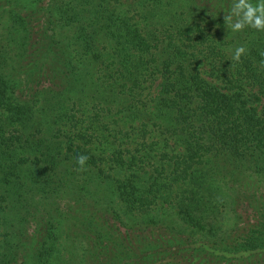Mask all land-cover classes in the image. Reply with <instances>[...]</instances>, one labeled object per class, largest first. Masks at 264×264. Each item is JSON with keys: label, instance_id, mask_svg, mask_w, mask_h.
Returning a JSON list of instances; mask_svg holds the SVG:
<instances>
[{"label": "trees", "instance_id": "16d2710c", "mask_svg": "<svg viewBox=\"0 0 264 264\" xmlns=\"http://www.w3.org/2000/svg\"><path fill=\"white\" fill-rule=\"evenodd\" d=\"M13 1L0 0V264H264V31L230 35L229 11L205 0H49L35 39V7ZM58 24L73 30L61 61ZM120 117L140 134L112 152Z\"/></svg>", "mask_w": 264, "mask_h": 264}, {"label": "rangeland", "instance_id": "374dc122", "mask_svg": "<svg viewBox=\"0 0 264 264\" xmlns=\"http://www.w3.org/2000/svg\"><path fill=\"white\" fill-rule=\"evenodd\" d=\"M168 1L170 3L174 2V1L178 2L179 6L183 5L185 7L188 5L186 8V9H188L194 0H168ZM48 2H49V0H15L12 2V7H15V8L22 7L21 12L24 11L25 8H29V7L34 8L35 7V9L37 11L36 18L39 19L38 21L33 22V24L35 25V27L33 28V32H36V31L38 32V33L32 35V37L34 36L33 38H35V39L39 38V37L40 38L43 37V35L41 33V31H42L41 29L46 27L47 22L50 21L49 19H46V17H45L47 15V9L49 8ZM251 2L253 4H255V3H257V0H251ZM58 4H60V3H58ZM202 6L204 8H206L208 11L209 10L215 11L216 9H219V10H225V11L230 12V10H231V7L228 6V4L225 2V0H205L202 3ZM7 7L8 6L6 3L3 8H7ZM3 19H4L3 24H6V21L8 20V12H6L4 14ZM52 19L54 20L55 17H53ZM214 19H218V18L214 17ZM216 25H218V24H216ZM50 27L47 28L48 30H47L46 41H49L48 35H50V37H51V34L54 33V36L50 40L57 43V44H51V50H52L51 51V58L56 57L57 59H59L61 61V55L63 53V50H69L68 42L71 39V36L73 34V30H72V28H69L67 25L58 24V25H54V29L51 33ZM218 27H223V30L226 31L227 33H230V35L240 34L241 37H245L249 30L252 31L254 34H257V32H255L254 29H252L250 27H245V29L243 31H240V32H232L231 29L225 25L224 18H223V24L218 25ZM2 32H3L4 37H6L9 33V32H7L6 29H2ZM18 36H19V33H12V35L9 37L8 42H9V45L11 47L15 48L14 40H11V38L12 37L18 38ZM5 43H7L6 39H2L1 44H5ZM47 48H48V46H47ZM58 66H60L59 62H58ZM78 66L83 67V68L85 67V66H83V64H78ZM79 73H82V69L79 70ZM49 82H50V80L44 81L43 83L45 86H47V85H49ZM21 86L23 87V85H21ZM149 109L150 108H147L145 113H147V112L149 113ZM115 110H116V108L113 109V113L115 112ZM119 116H121V114H119V113L113 114L111 116V119L109 120V122L112 119L117 118ZM40 117H43V115H40ZM120 118H121L120 127H122L124 129V132L117 134V136L119 137L118 140H117V136H115L114 132H113L118 128H116L113 123H110L109 128H108L109 130L107 132H104L105 136L107 137V139L109 141L108 142V150L112 149V152L119 149L117 146L118 143L123 145V146H121L123 149L130 148L127 145L131 146V144L126 143V142H129V140H130V138H127L128 133H130L131 136H134V135L139 136V134H140V131H139L140 128H139L137 122L133 123V126L131 128L130 122H128V121L124 122V117H120ZM43 119H44V121H46L47 117H43ZM125 135H127V137H125ZM110 182H112V181H110ZM110 189H111L110 186H108L107 190H110ZM260 190H261V188H259V190L257 192H259ZM103 191L107 192L106 189H103ZM246 202H247V200L242 199L240 203L235 205L236 214L237 213L243 214V215L246 214L245 211H243V209L247 205ZM223 213H225V212H223ZM225 214H226V216H225L222 224L226 226L228 222H231V218H232L231 215L233 214V212H227ZM228 215L230 216V218H228Z\"/></svg>", "mask_w": 264, "mask_h": 264}, {"label": "clouds", "instance_id": "9594fccd", "mask_svg": "<svg viewBox=\"0 0 264 264\" xmlns=\"http://www.w3.org/2000/svg\"><path fill=\"white\" fill-rule=\"evenodd\" d=\"M225 25L232 32H240L245 27H250L257 31H264V0H257L253 4L251 0H233L231 10L224 16ZM246 49L243 45L238 46L232 56V60L239 62ZM88 156L80 154L76 157V163L81 169L84 168Z\"/></svg>", "mask_w": 264, "mask_h": 264}]
</instances>
